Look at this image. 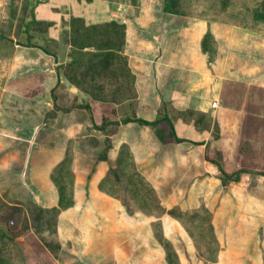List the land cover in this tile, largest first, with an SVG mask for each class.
Listing matches in <instances>:
<instances>
[{
    "label": "crops",
    "instance_id": "crops-1",
    "mask_svg": "<svg viewBox=\"0 0 264 264\" xmlns=\"http://www.w3.org/2000/svg\"><path fill=\"white\" fill-rule=\"evenodd\" d=\"M226 1L212 17L195 0H0V199L51 210L57 240L20 233L31 264H181L171 246L94 247L96 212L132 216L127 191L172 225L205 208L217 238L180 197L212 166L222 186L252 174L224 184L219 163L264 171V14L232 20L242 0ZM246 141L258 166L239 167Z\"/></svg>",
    "mask_w": 264,
    "mask_h": 264
},
{
    "label": "rangeland",
    "instance_id": "rangeland-1",
    "mask_svg": "<svg viewBox=\"0 0 264 264\" xmlns=\"http://www.w3.org/2000/svg\"><path fill=\"white\" fill-rule=\"evenodd\" d=\"M199 1L208 5L212 17L224 16L221 12L218 14V11H222L220 10L222 0H195V3ZM230 3L234 1H226L227 5ZM254 3L261 11L259 14H264V0H242V5H240L242 8L238 13H229L230 16L227 14V17L232 20L247 21L248 15L244 13L245 6H253ZM204 4H198V7L205 6ZM247 10L250 12V8ZM261 20L264 22L263 19ZM263 26L264 23L259 26V29L263 30ZM250 146L248 141L243 143V163L239 167L258 166ZM210 154L212 158H218L214 150ZM223 164L230 166V159H226ZM216 168V166L211 167L209 181H206L204 185H199L200 189L183 193L180 197L182 199L180 205L185 210L201 204L208 206L212 212L217 238L211 233L212 229L208 221L201 217L190 218L182 215L183 224L173 219L174 226L167 223L171 219L167 215L161 218H156L155 215H141L140 211L143 209L137 202L138 194L127 191L125 194L128 195L127 198H131L132 207L129 213L132 216L126 215L127 212L122 208L120 212L112 215L113 222H111L112 219L99 211L96 212L95 218L97 225L99 224L100 233H105L107 230L109 239L100 237L94 247L110 248L112 242L118 243L119 245H113L124 248L125 251L130 248L171 246L179 252L181 264H264V176L255 173L244 174L240 181L222 186L216 178ZM185 177L184 184L188 186L190 180H187V176ZM193 178L197 183L198 176H193ZM145 182L146 187H150L152 182ZM160 183L166 186L167 181L160 180ZM138 188L142 189L141 186ZM157 191L163 194L158 189ZM170 197L168 195V198ZM21 208V211L18 210L15 214L7 212L4 214L0 211V218L10 215L9 224L17 233L33 228L42 235L40 241L47 243L57 241L54 224L47 222L48 213L42 214L41 207L32 204ZM17 238L13 240L10 250L7 251L8 264H31L33 257L31 250H34L32 245L27 251L28 247L25 242L23 246H26V249L24 250L18 245ZM104 241L106 244H103ZM68 242L71 245V241L68 240ZM23 251L26 252L23 253ZM219 253L221 254L220 259L218 258Z\"/></svg>",
    "mask_w": 264,
    "mask_h": 264
},
{
    "label": "trees",
    "instance_id": "trees-1",
    "mask_svg": "<svg viewBox=\"0 0 264 264\" xmlns=\"http://www.w3.org/2000/svg\"><path fill=\"white\" fill-rule=\"evenodd\" d=\"M166 5H169L168 2H166ZM131 118H125L124 120H130ZM139 121H141L142 123H148L151 125H157L159 123V120H154V121H148V120H144V119H138ZM171 135L175 136V132L173 129H171L170 131ZM158 134L161 135V130H158ZM162 139H164L162 137ZM219 169H220V177L222 179V182L224 184H228L230 181H238L241 179L242 174L244 172H248V173H256V174H260V175H264V171H260V170H251V169H246V168H240L237 169L235 171L232 172H227L225 169H223L222 165L219 163ZM22 209L20 206H15V205H10L8 203H6L5 201H3L2 199H0V211L2 213H8V214H15L18 210ZM56 211V209H53ZM21 211V210H20ZM40 211L42 214H44V212L48 213V215L51 214V210H46L44 208H40ZM204 211V212H202ZM10 212V213H9ZM170 213L174 214L176 217H179L182 221H184L182 215L180 212H177L176 209H173L170 211ZM207 214L208 217L210 216L209 211H207L205 208L204 209H200L198 211H193L190 213L185 214L187 217H202V215ZM39 216V215H38ZM9 217H4V218H0V264H8V253L7 251L10 250V245L13 242V240L16 239V237L20 234L17 233L13 227L9 224ZM211 229H213L212 225L209 224Z\"/></svg>",
    "mask_w": 264,
    "mask_h": 264
},
{
    "label": "built area",
    "instance_id": "built-area-1",
    "mask_svg": "<svg viewBox=\"0 0 264 264\" xmlns=\"http://www.w3.org/2000/svg\"><path fill=\"white\" fill-rule=\"evenodd\" d=\"M217 102H213V106H216Z\"/></svg>",
    "mask_w": 264,
    "mask_h": 264
}]
</instances>
